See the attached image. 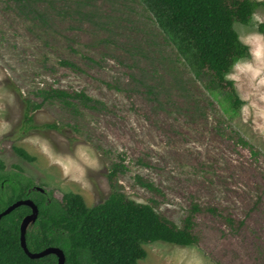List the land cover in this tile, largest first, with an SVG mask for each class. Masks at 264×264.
<instances>
[{"label": "rangeland", "instance_id": "obj_1", "mask_svg": "<svg viewBox=\"0 0 264 264\" xmlns=\"http://www.w3.org/2000/svg\"><path fill=\"white\" fill-rule=\"evenodd\" d=\"M262 26L264 6L235 24L250 49L227 76L236 108L229 89L197 77L140 0H0V160L89 207L110 194L108 173L121 163L120 188L179 226L194 203L216 210L194 215L195 246L144 244L138 264H264ZM51 88L92 101H43L37 92ZM27 102L41 104L31 122Z\"/></svg>", "mask_w": 264, "mask_h": 264}, {"label": "trees", "instance_id": "obj_2", "mask_svg": "<svg viewBox=\"0 0 264 264\" xmlns=\"http://www.w3.org/2000/svg\"><path fill=\"white\" fill-rule=\"evenodd\" d=\"M156 19L162 31L175 45L180 55L194 69L197 77L207 76L210 90L229 89L232 105L242 103L233 82L227 79L235 63L249 55L235 29V24H248L255 11L264 6L258 0H140ZM263 31V26L261 27ZM62 65L75 67L70 61ZM44 100L58 99L71 104L77 99L88 104L92 99L83 92L69 93L51 88L37 92ZM26 105L28 114L41 107L40 103ZM54 127L55 125H45ZM19 156L33 160L23 149L14 147ZM7 170L0 160V213L19 200L30 199L38 208L36 220L26 230V245L30 252L48 247L61 249L64 264H138L146 257L144 244L157 241L177 246H195L199 237L195 232L194 215L215 213L211 207L192 204L189 214L179 226L157 212L152 204L131 199L117 183L124 171L121 163H112L108 173L111 192L102 202L87 206L83 197L66 192L57 198L53 191L38 189L35 181L23 174L19 166ZM136 183L152 192H160L154 183L136 176ZM32 212L29 206H19L0 219V264H58V257L50 254L30 258L21 246L20 225ZM231 221V220H229Z\"/></svg>", "mask_w": 264, "mask_h": 264}, {"label": "water", "instance_id": "obj_3", "mask_svg": "<svg viewBox=\"0 0 264 264\" xmlns=\"http://www.w3.org/2000/svg\"><path fill=\"white\" fill-rule=\"evenodd\" d=\"M22 205L29 206L32 210V212L29 215L24 217V219L22 220L21 225H20L21 246H22L23 250L25 251V253L30 258H41V257L47 256L50 254H54L58 257V264H64L65 263V254L59 248L48 247V248H46L40 252H36V253H32L28 250L27 245H26V238H25L26 230H27V227L29 226V224L34 222L38 216V208L32 200L25 199V200H19V201L13 203L9 207H7V209H5L4 211H2L0 213V219L3 216L9 214L11 211L16 209L17 207L22 206Z\"/></svg>", "mask_w": 264, "mask_h": 264}]
</instances>
